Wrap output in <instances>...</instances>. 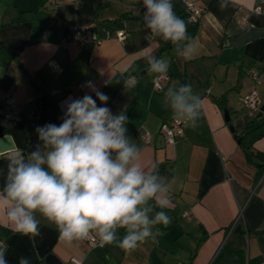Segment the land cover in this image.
<instances>
[{
  "label": "crops",
  "instance_id": "obj_1",
  "mask_svg": "<svg viewBox=\"0 0 264 264\" xmlns=\"http://www.w3.org/2000/svg\"><path fill=\"white\" fill-rule=\"evenodd\" d=\"M189 1L204 9L192 35L198 54L191 60L178 57L170 42L151 37L142 0H0V107L12 93L19 117L0 114V139L8 136L12 143L0 150V187L11 151L27 156L38 143L35 129L59 125L65 102L88 94L113 114L125 112L127 135L141 148V163L146 169L157 164L167 177L171 203L164 211L172 218L169 226H158L163 235L157 242L128 252L84 240L68 245L39 215L40 235L25 236L0 210V246L7 245L9 264L22 256L48 264L49 254L59 264L264 263V159L256 156L264 153V110L249 112L240 100L255 89L264 104V2L229 0L222 10L220 0ZM172 3L188 27L182 0ZM72 25L90 27L101 42L79 47L65 36ZM149 55L170 63L161 89L147 70ZM51 59L62 71L47 64ZM128 75L137 79L126 89ZM173 80L191 85L202 110L196 128L185 127L174 144H165L160 126L172 114L163 98ZM89 81L108 96L106 105L85 86Z\"/></svg>",
  "mask_w": 264,
  "mask_h": 264
},
{
  "label": "clouds",
  "instance_id": "obj_2",
  "mask_svg": "<svg viewBox=\"0 0 264 264\" xmlns=\"http://www.w3.org/2000/svg\"><path fill=\"white\" fill-rule=\"evenodd\" d=\"M229 0H220L227 8ZM143 24L151 37L170 42L176 55L191 60L198 46L188 35L187 25L174 11L172 0H142ZM148 71L166 76L167 59L147 58ZM127 71V69H125ZM135 75L123 78L129 88ZM102 105L108 96L95 89ZM59 125L48 123L35 131L38 143L25 156L13 149L8 156L5 182L0 187V210L14 231L32 238L40 235V219L55 226L59 239L71 245L95 234L101 247L116 244L131 252L163 235L172 218L164 209L171 203L167 177L153 163H141V148L127 135L124 111L113 114L98 106L91 95L69 99ZM163 106L185 127L196 128L202 99L190 84L173 80L164 91ZM159 209V210H157ZM123 229L124 235H118ZM7 245L0 246V264H9ZM18 264H32L22 256Z\"/></svg>",
  "mask_w": 264,
  "mask_h": 264
},
{
  "label": "built area",
  "instance_id": "obj_3",
  "mask_svg": "<svg viewBox=\"0 0 264 264\" xmlns=\"http://www.w3.org/2000/svg\"><path fill=\"white\" fill-rule=\"evenodd\" d=\"M260 1L264 2V0ZM182 3L184 5L185 12L188 15L189 21L192 23H197L199 17L201 16L204 10L203 7L189 0H182ZM65 36L74 40L79 47L88 44L98 45L101 42V37H99L97 33L90 27L72 25L65 30ZM117 37L119 39H122L123 32L118 31ZM47 64L56 72L62 71V66L54 59L49 60ZM251 76L254 80H259L258 74L256 72H253ZM166 80H168V75L159 76L158 74H155L152 78L153 85L156 89H161L162 83ZM135 83L136 80L131 82L130 85H134ZM53 92H57V90H54ZM240 100L249 112H255L260 110L262 105V100L260 99L255 89H250L246 93L242 94ZM16 106L17 103L15 96L12 93H6L4 95L3 103L0 107V114L5 115L13 120H18L19 117L16 112ZM184 128L185 126L183 123L177 122L172 117L164 120L160 126V133L163 137L164 143L174 144L179 138L184 135ZM142 136L145 141H148L150 138L148 132H145ZM84 241L92 247L100 246L98 237H96L95 234H93Z\"/></svg>",
  "mask_w": 264,
  "mask_h": 264
},
{
  "label": "water",
  "instance_id": "obj_4",
  "mask_svg": "<svg viewBox=\"0 0 264 264\" xmlns=\"http://www.w3.org/2000/svg\"><path fill=\"white\" fill-rule=\"evenodd\" d=\"M260 109L264 110V104L261 105ZM11 147H12V143H11L10 138L8 136L1 137V139H0V150L11 148ZM34 148L35 147L31 148L30 151L34 150ZM45 260L48 264H59L58 259L52 254L47 255Z\"/></svg>",
  "mask_w": 264,
  "mask_h": 264
},
{
  "label": "trees",
  "instance_id": "obj_5",
  "mask_svg": "<svg viewBox=\"0 0 264 264\" xmlns=\"http://www.w3.org/2000/svg\"><path fill=\"white\" fill-rule=\"evenodd\" d=\"M187 14V13H186ZM197 23L190 22V25L187 27V32L190 37L195 33ZM256 156H258L261 159H264V153L257 152ZM262 169H264V164L261 165Z\"/></svg>",
  "mask_w": 264,
  "mask_h": 264
}]
</instances>
